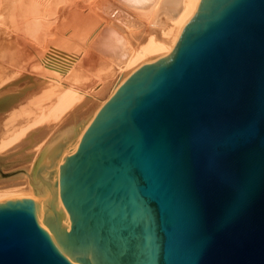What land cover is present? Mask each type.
Returning a JSON list of instances; mask_svg holds the SVG:
<instances>
[{"label":"water","instance_id":"water-1","mask_svg":"<svg viewBox=\"0 0 264 264\" xmlns=\"http://www.w3.org/2000/svg\"><path fill=\"white\" fill-rule=\"evenodd\" d=\"M47 178L69 216L0 202V264H264V0H200ZM53 194V193H52Z\"/></svg>","mask_w":264,"mask_h":264},{"label":"bare ground","instance_id":"bare-ground-1","mask_svg":"<svg viewBox=\"0 0 264 264\" xmlns=\"http://www.w3.org/2000/svg\"><path fill=\"white\" fill-rule=\"evenodd\" d=\"M199 2L0 0V152L28 161L0 173V202L32 200L54 239L45 223L54 220L50 207L61 227L69 221L55 184L58 166L116 89L171 53ZM60 144L50 190L35 172L47 178Z\"/></svg>","mask_w":264,"mask_h":264},{"label":"rangeland","instance_id":"rangeland-1","mask_svg":"<svg viewBox=\"0 0 264 264\" xmlns=\"http://www.w3.org/2000/svg\"><path fill=\"white\" fill-rule=\"evenodd\" d=\"M21 153L20 152H14V153H3L0 152V173L2 174H8L11 173L15 170H17L19 167L22 165H26L28 163L27 160H23L20 157ZM10 177V176H7ZM7 177H2V178H7ZM1 185V183H0ZM4 187V186H3ZM16 189V188H14Z\"/></svg>","mask_w":264,"mask_h":264}]
</instances>
